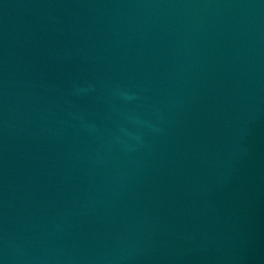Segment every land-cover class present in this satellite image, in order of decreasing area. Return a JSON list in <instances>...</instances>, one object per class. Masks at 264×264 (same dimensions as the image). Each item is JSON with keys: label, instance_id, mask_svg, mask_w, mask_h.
Listing matches in <instances>:
<instances>
[{"label": "water", "instance_id": "obj_1", "mask_svg": "<svg viewBox=\"0 0 264 264\" xmlns=\"http://www.w3.org/2000/svg\"><path fill=\"white\" fill-rule=\"evenodd\" d=\"M0 264H264V0H0Z\"/></svg>", "mask_w": 264, "mask_h": 264}]
</instances>
